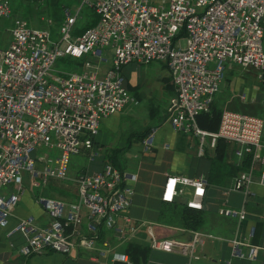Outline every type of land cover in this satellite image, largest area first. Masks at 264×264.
Returning <instances> with one entry per match:
<instances>
[{"label": "built area", "instance_id": "obj_1", "mask_svg": "<svg viewBox=\"0 0 264 264\" xmlns=\"http://www.w3.org/2000/svg\"><path fill=\"white\" fill-rule=\"evenodd\" d=\"M9 2L0 0V20L11 17ZM82 9H89L96 20L74 34ZM57 35L52 42L47 28H31L24 19L14 17L8 45L0 50V229L7 226L21 190L4 193V189L25 175L35 189L45 187L48 180L72 184L76 198L70 203L36 199L50 218L49 225L38 227L25 218L8 231L21 236L23 245L17 252L23 257L84 251L98 264H132L114 248L142 233L150 250L177 254L187 261L199 258L205 243L219 238L197 230L189 231L186 242L157 238L152 224L128 216L134 174L108 162L97 172H88L84 166L70 174L71 158L92 163L99 153L92 148V138L100 121L132 101L123 86L121 68L129 63H160L166 67L173 91L165 115L171 130L200 141L209 137L237 145L238 157L250 155V169L238 175L232 190L243 197L250 195L252 165L258 163L264 199L263 121L222 109L215 133L196 125V118L210 111L226 64L254 70L264 88V0H80L72 10L63 8ZM85 57L104 61L107 68L97 74L86 61L79 71L55 70L60 58ZM154 130L150 128L142 138L143 152L152 147ZM40 149L43 152L38 154ZM204 187L203 177L167 175L159 201L170 204L187 188L185 206L200 211ZM217 214L244 219L242 209L221 207ZM103 230L111 237L104 238ZM227 242L228 257L221 264L238 258L254 260L256 248L236 238Z\"/></svg>", "mask_w": 264, "mask_h": 264}, {"label": "crops", "instance_id": "obj_2", "mask_svg": "<svg viewBox=\"0 0 264 264\" xmlns=\"http://www.w3.org/2000/svg\"><path fill=\"white\" fill-rule=\"evenodd\" d=\"M86 61L94 66L93 70L97 74H102L107 68V64L104 61L99 62L90 59L89 57L82 59V63ZM67 63L70 66V70L80 69L82 65L73 66L72 59H67ZM129 65H132L136 71L139 67L144 68L149 67L150 65L156 66L157 73L153 78L157 79L161 76L162 78L167 79L169 87L165 88V84L159 83L158 89L154 87L152 92V95L154 92L156 93V91L163 92V101H161L162 104H159V110H163L165 114V109L167 108L166 105L168 104L169 99L173 96L166 67L160 63H150L144 66L137 63H129L121 68L120 75L123 80V86L130 98H132V101L129 102L128 105L130 104L134 107L138 105V100L143 99V97L137 92L136 84L137 78L138 81H141V79L137 76L135 77V75L129 79L130 74L132 73V71L126 69ZM159 67L162 69L161 71L159 70ZM237 68L239 69L240 67L234 64H226L224 73L227 72L228 74L233 70L236 72ZM145 96V99L149 100V97H147L148 95L146 94ZM122 110L100 121L97 133L92 138V148L99 149L98 156L95 157L94 161L86 165L82 160L81 164L76 168H70L72 170L70 171V174H74L84 166H86L88 172H97L101 170L105 162H108L112 167L136 176V181L132 184L134 195L130 207L128 208V216L135 221L152 224L151 219L144 221L139 217L133 216L131 213L133 202L137 197L141 200H149L152 208L151 213L154 219V224L152 225L154 226V234L157 238L186 242L189 239V231L197 230L208 233L219 239L207 241L200 250V257L191 261H187L185 257L177 254L161 253L148 249L143 242L145 238L142 233L139 234L138 238L135 240L114 248V251L126 254L132 264H221V262L228 257L229 244L227 240L236 238L241 240L246 246L256 248V253L253 261L238 258L232 259L230 261L231 264H264V199L262 198V187L258 183V176L262 170L261 166L258 163L252 165V174L248 184L250 195L243 197L239 192L233 191L232 189L238 175L243 172H248V169H250V161L247 165L242 163L243 156H237L239 147L233 143H227L220 139L211 141L209 137H204L200 141L198 137L191 134L175 133L171 130L175 135H180L176 136L173 142V147L169 144L161 143L160 136L155 139L154 135L152 147L147 152H143L141 147L143 135L150 128L159 127L165 117L152 120L151 123L154 125L151 127L144 129L141 128L139 130L134 128L126 135L122 134L115 142L116 146L107 148L104 138L107 135L114 133L119 126L123 127L126 125V123H121L117 116ZM202 120L203 118L201 115L196 118V125L200 130L209 134L216 132L218 120L214 125L209 127L205 125L203 126L201 124ZM131 121L133 120H130L128 123L130 124ZM169 129H171L170 126ZM134 142H136L139 147L141 155L150 158L156 157L157 147H160V143L163 144L160 147L162 152L159 154L158 158L163 160L165 154H167L166 167H163V170L160 169L155 172L153 171L154 173L150 180L146 179L145 181V177L143 176V171L145 170L142 168L145 167L142 166L139 168L134 166L132 164V162L135 164L134 157L126 156L128 148ZM261 146H264V129L261 135ZM194 150H196L195 154L194 152H191ZM261 153L262 149L259 151V154ZM247 157L250 160V157ZM128 159L130 161H127ZM145 166L149 167V165ZM159 171H161L160 175H158ZM167 175L182 176L191 179L203 177L205 179L202 209L200 210L203 222L197 229L179 226L175 224V222L168 224L157 221V215L160 208L159 196L164 178ZM54 181H56V183L53 182L56 186H61V181ZM70 185L73 188L72 194L60 189H55L54 187H47V184L45 187L35 189L29 185L27 177L23 175L19 182H15L4 189V193H15L17 188H21L18 192L17 204L10 212L7 226L0 229V264H98L97 260L91 259L90 253L84 251H76L70 256H61L46 251L41 255L23 257L17 252L23 245L21 236L16 233L8 235V231L19 220L25 218H31L33 223L38 227L48 226L50 218L40 205L36 203V199L42 197L67 203L73 202L76 198L75 188L72 184ZM189 194L190 190L185 188L183 195L181 197H175L173 202L170 203V208L165 209V212L175 215L179 209L185 206V201L189 198ZM223 202H225V204H223ZM221 207L236 211L242 209L244 212V219L237 221L232 218L219 216L217 210ZM83 214L85 213L83 212ZM85 222L86 218L84 216L82 227L85 226ZM103 236L104 238H110L111 234L103 230ZM246 248L247 247L243 249L245 250Z\"/></svg>", "mask_w": 264, "mask_h": 264}, {"label": "rangeland", "instance_id": "obj_3", "mask_svg": "<svg viewBox=\"0 0 264 264\" xmlns=\"http://www.w3.org/2000/svg\"><path fill=\"white\" fill-rule=\"evenodd\" d=\"M80 3V0H44V2L38 3L33 0H10V9H11V17L9 19L0 20V50L4 49L8 45L9 41V31L11 28V20L14 17H19L26 21L27 25L31 28L41 29L47 28L50 32L51 37L50 40L56 41L59 36L57 35L58 26L61 24L63 20V8H67L72 10L77 7ZM154 4V3H153ZM94 18V14L89 9H82L79 13V18L77 19L76 26L81 27L83 23H86L90 19ZM49 20L51 24L46 25V21ZM263 47H264V39H263ZM144 66V65H143ZM150 65L149 67H139L136 71L132 65L126 67L132 71L129 79H131L134 75L135 77H139L141 81H138L137 78V92L139 95L143 97V99L138 100V105L136 107L132 105H128L124 107L122 112L117 115L120 119L121 123H126L123 127L119 126V128L104 138L105 145L107 148L114 147L115 142L118 137L122 134L126 135L132 129L137 128L144 129L147 127H151L154 125L151 123L154 119H159L160 117H165L163 110H159L160 105L163 101V92L156 91L153 92L154 87L158 89L159 83L165 84V88L169 87V82L167 79L159 76L157 79L153 78L157 73V67ZM132 68V69H130ZM141 68V69H140ZM160 68V67H159ZM55 70H60L63 73L69 72L70 66L67 63V59L60 58L55 63ZM162 70L161 68L159 69ZM257 73L250 68H237V71L233 70L231 73H224L223 80L220 83L219 90L215 94L212 100V104L215 106V109L221 111L222 109H227L231 111H236L241 109V106L247 109V114L249 116L260 118L264 123V88L261 83L256 78ZM154 79V80H153ZM153 80V81H150ZM144 81V82H143ZM149 97V100H146V96ZM132 99V98H131ZM153 101V102H152ZM166 105V104H164ZM167 107V105H166ZM239 112V111H236ZM130 120L131 123L128 122ZM169 124L167 121H162L159 127L155 128V139L160 136L161 143L169 144L170 146H174L173 142L176 136L171 129H169ZM264 129V128H263ZM160 143V147L161 144ZM159 146L156 149V157L150 158L148 156H143L140 153V149L137 146L136 142H134L127 150L126 156L134 157V162L132 164L136 167L144 166L145 171H143V176L146 179H151L153 173L157 170H163V167H166L167 164V154L163 160L159 159V154L162 152ZM43 152V149L38 151V154ZM196 153V150L191 151ZM81 158H71V167H75L76 165L81 164ZM127 161H130L129 159ZM130 163V162H128ZM149 165V167L145 166ZM69 171H72L71 169ZM154 171V172H153ZM161 171L158 172L160 175ZM142 177V176H140ZM54 180H48L47 187H54L55 189H60L64 192L72 194V186L69 183L62 182L61 186H56ZM131 213L135 217H139L141 220L147 221L148 219L152 220V224H154V219L151 213V204L149 200L144 199L141 200L137 197L134 200L133 206L131 208Z\"/></svg>", "mask_w": 264, "mask_h": 264}, {"label": "trees", "instance_id": "obj_4", "mask_svg": "<svg viewBox=\"0 0 264 264\" xmlns=\"http://www.w3.org/2000/svg\"><path fill=\"white\" fill-rule=\"evenodd\" d=\"M95 20H96V18H92L89 21H87L86 23H83L81 25V27L76 26V24L78 23V22H76V24L74 26V34H78L82 30H84L88 27H91L94 24ZM82 59H72L73 64H74L73 66L81 65ZM75 71H79V69H76ZM236 111H239L240 113L244 114L247 112V109L241 106V109L236 110ZM219 114H220V111L215 109V106L213 104H211L209 113L205 114V115H201L203 118L201 124L203 126L205 125L207 127L214 125L216 123V121L218 120ZM146 133L143 135V137L146 135ZM247 156L250 157V155H244L242 158V163L244 165L249 164L248 162L250 160L248 159ZM163 204L164 203L160 202V208H159V212L157 215V221L168 223V224L175 222V224H177L179 226H183V227L190 228V229H197L198 227H200V225L203 222L200 211L192 210V209H189L186 206H184L181 209H179V211H177L175 215H173L169 212H165V209H169L171 205L170 204L169 205H163ZM175 217H176V219H175Z\"/></svg>", "mask_w": 264, "mask_h": 264}]
</instances>
